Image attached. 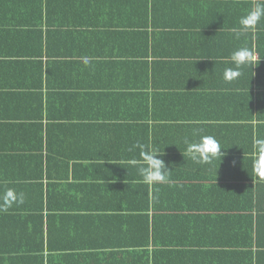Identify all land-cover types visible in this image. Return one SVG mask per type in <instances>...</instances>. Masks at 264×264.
Instances as JSON below:
<instances>
[{
    "label": "crops",
    "instance_id": "crops-1",
    "mask_svg": "<svg viewBox=\"0 0 264 264\" xmlns=\"http://www.w3.org/2000/svg\"><path fill=\"white\" fill-rule=\"evenodd\" d=\"M94 1L0 0V194L25 197L0 210V264H264L257 44L228 82L249 35L213 27L236 16L168 7L148 45L103 34L111 16ZM203 135L223 156L191 159L184 141ZM137 143L163 154L168 183L127 163Z\"/></svg>",
    "mask_w": 264,
    "mask_h": 264
},
{
    "label": "trees",
    "instance_id": "trees-1",
    "mask_svg": "<svg viewBox=\"0 0 264 264\" xmlns=\"http://www.w3.org/2000/svg\"><path fill=\"white\" fill-rule=\"evenodd\" d=\"M120 1L125 3L117 5ZM208 2L214 4L213 8L216 7L219 16L231 14V16H236V18L240 20L242 16L246 15L247 12L253 8L258 0H95V4H93V2L90 4L91 7H95L94 5L97 4L99 7H106L108 9L107 13L111 18H109L106 23L97 24V28H100L99 30H101L103 34L108 37H114L115 35L119 37L137 35L140 39H144L146 44L152 45V43H156L155 36L159 35L160 27H166V25L159 22V20L164 19V15H168L166 8L171 7L170 9L175 12H178V10L182 12V9L184 8L185 10L188 6L192 8L197 6L199 8L202 3ZM124 6H126L127 10L130 9L131 14L129 13L128 15V13L122 11V7ZM210 10L211 9H208V11ZM159 11L163 13L159 15ZM114 12L117 16L116 20L112 18ZM230 27L239 28V23H233L232 26H229V24H222L219 27L213 28H215V30H222L219 32H224L220 33V35L236 37V34L230 30ZM190 30L191 32H196L197 26H190ZM252 31L254 30H249L247 32L248 34H242L239 39L243 41L246 36L249 35V39L244 42L248 44L246 47L249 49L252 47L251 50H253L255 44H257L259 56L264 57V52L260 50V40L261 37H264V20H262L255 29V31H257V40H255Z\"/></svg>",
    "mask_w": 264,
    "mask_h": 264
},
{
    "label": "clouds",
    "instance_id": "clouds-1",
    "mask_svg": "<svg viewBox=\"0 0 264 264\" xmlns=\"http://www.w3.org/2000/svg\"><path fill=\"white\" fill-rule=\"evenodd\" d=\"M264 20V0H258L253 8L242 16L239 20V28H233L232 32L236 34V38L249 30H255L259 23ZM254 53L247 47L235 50L231 54V61L235 68H227L224 71V78L231 82L241 75L239 69L251 62ZM85 65L89 63L87 57L83 58ZM187 145V153L196 163H210L217 156H223L222 148L215 137L211 135H203L198 142H189L185 139ZM135 148L139 149V159H131L128 164L138 168L139 175L142 177L143 183L154 185L160 183H168V173L170 172L164 160L159 158L163 156L149 145L137 143ZM253 148L257 154L255 168L259 175L264 176V138H254ZM131 151V149H130ZM126 183V182H125ZM24 194L17 193L15 189H5L0 194V210L7 211L14 204L24 203Z\"/></svg>",
    "mask_w": 264,
    "mask_h": 264
}]
</instances>
